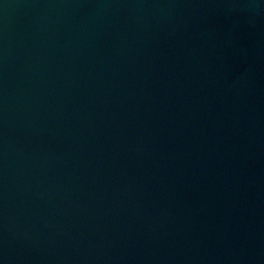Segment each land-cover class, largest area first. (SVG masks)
Returning a JSON list of instances; mask_svg holds the SVG:
<instances>
[{"label": "water", "instance_id": "obj_1", "mask_svg": "<svg viewBox=\"0 0 264 264\" xmlns=\"http://www.w3.org/2000/svg\"><path fill=\"white\" fill-rule=\"evenodd\" d=\"M0 264H264V0H0Z\"/></svg>", "mask_w": 264, "mask_h": 264}]
</instances>
